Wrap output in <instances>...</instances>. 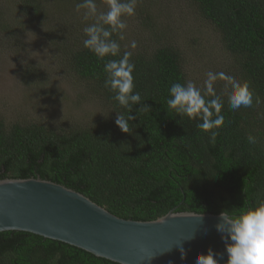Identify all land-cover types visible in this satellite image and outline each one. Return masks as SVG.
Here are the masks:
<instances>
[{
  "label": "trees",
  "instance_id": "16d2710c",
  "mask_svg": "<svg viewBox=\"0 0 264 264\" xmlns=\"http://www.w3.org/2000/svg\"><path fill=\"white\" fill-rule=\"evenodd\" d=\"M149 1L138 0L137 6ZM186 1L218 34L229 55L230 65L215 72L247 81L252 107L231 110L230 89L218 80L214 87L224 102V124L202 131L197 127L201 120L180 116L166 103L173 83H187L179 50L159 42L153 47L150 37L131 49V43L114 34L121 55L132 52L134 92L141 95V103L131 108L136 117L130 121L133 132L123 133L115 119L127 110L104 87V64L113 57L101 60L84 47V26L80 34L71 27L60 28L58 37H67L52 43L55 58L74 82L99 101L101 113L88 123L66 128L6 125L0 119V180L50 181L84 195L118 218L141 222L169 211L218 215L264 200V0ZM17 7L24 14L39 15L37 3L22 0ZM56 10L61 13L64 7ZM144 106L148 108L138 110ZM249 135L256 138L255 144L248 142ZM0 264L117 263L62 242L13 231L0 232Z\"/></svg>",
  "mask_w": 264,
  "mask_h": 264
},
{
  "label": "rangeland",
  "instance_id": "374dc122",
  "mask_svg": "<svg viewBox=\"0 0 264 264\" xmlns=\"http://www.w3.org/2000/svg\"><path fill=\"white\" fill-rule=\"evenodd\" d=\"M19 1L0 0V119L6 125L43 123L61 128L88 123L101 113L100 103L57 62L52 43L67 37H58L60 28L71 27L80 34L79 28L94 19L85 20L83 9L76 11L81 0H28L39 4L36 17L22 13ZM96 3L99 11H107L104 0ZM60 7L64 11L57 13ZM123 19L128 25L126 42L150 37L153 47L159 42L177 48L186 82L199 88L208 72L230 65L218 34L186 0H150Z\"/></svg>",
  "mask_w": 264,
  "mask_h": 264
},
{
  "label": "water",
  "instance_id": "95a60500",
  "mask_svg": "<svg viewBox=\"0 0 264 264\" xmlns=\"http://www.w3.org/2000/svg\"><path fill=\"white\" fill-rule=\"evenodd\" d=\"M220 222V214L173 211L153 221L124 220L50 181L0 180V232L34 234L117 264H196L209 249L226 260Z\"/></svg>",
  "mask_w": 264,
  "mask_h": 264
},
{
  "label": "clouds",
  "instance_id": "9594fccd",
  "mask_svg": "<svg viewBox=\"0 0 264 264\" xmlns=\"http://www.w3.org/2000/svg\"><path fill=\"white\" fill-rule=\"evenodd\" d=\"M104 2L107 11H99L96 0H81L76 4V11L80 12L83 9L85 20L94 19L93 23L83 29L86 36L83 41L84 47L101 60L113 57L107 59L104 64V72L107 74L104 87L113 93L112 99L127 110V113L116 114V126L123 133L131 134L133 125L130 121L136 119L131 115V108L141 103V95L134 92L135 65L130 62L132 52L126 50L121 55V45L117 39H113V35L116 34L119 40H124V32L128 25L123 17L135 15L138 0ZM130 47L135 49L136 42L132 41ZM218 80L225 81V88L230 89L227 96L231 110L253 106V92L247 81L241 82L225 72L210 71L207 73L203 89L191 81L186 85L173 83L169 88L170 98L166 101L168 108L190 120H201L197 127L204 132L219 129L224 124L222 114L224 102L214 87ZM147 108L144 106L138 110L144 111ZM212 135L215 137L216 132L213 131ZM247 139L251 144L257 142L252 135ZM220 219L221 222L216 228L222 234L227 259H223L224 254L209 249L206 255L197 254L196 264H220L221 260L223 264H264V200H259L254 207L246 206L239 211L222 210ZM181 253L183 258V248Z\"/></svg>",
  "mask_w": 264,
  "mask_h": 264
}]
</instances>
